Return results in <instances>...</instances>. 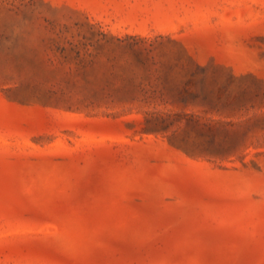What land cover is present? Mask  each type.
<instances>
[{
  "label": "rangeland",
  "instance_id": "obj_1",
  "mask_svg": "<svg viewBox=\"0 0 264 264\" xmlns=\"http://www.w3.org/2000/svg\"><path fill=\"white\" fill-rule=\"evenodd\" d=\"M0 264H264V0H0Z\"/></svg>",
  "mask_w": 264,
  "mask_h": 264
}]
</instances>
